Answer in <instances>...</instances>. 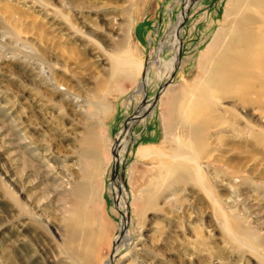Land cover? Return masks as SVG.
Listing matches in <instances>:
<instances>
[{"label": "rangeland", "instance_id": "374dc122", "mask_svg": "<svg viewBox=\"0 0 264 264\" xmlns=\"http://www.w3.org/2000/svg\"><path fill=\"white\" fill-rule=\"evenodd\" d=\"M227 1L187 0L176 33L182 0H0V264H77L66 227L77 202L102 233L91 264L113 254L112 264H264V103L219 94L211 126L191 138L198 121L171 110L166 96L195 100ZM122 50L143 72L117 85L109 57ZM93 124L104 164L84 177L81 141ZM144 145L160 156L139 158ZM195 146L208 156L200 160L208 189L263 258L222 230L199 186L165 175L164 163ZM88 188L92 201L79 195Z\"/></svg>", "mask_w": 264, "mask_h": 264}, {"label": "bare ground", "instance_id": "6f19581e", "mask_svg": "<svg viewBox=\"0 0 264 264\" xmlns=\"http://www.w3.org/2000/svg\"><path fill=\"white\" fill-rule=\"evenodd\" d=\"M182 1L187 2V0ZM188 5L187 2V7ZM179 24L175 29L176 33L181 30ZM168 38L169 42L173 41V36H168ZM73 55L78 58L81 54L73 53ZM175 58L174 67L179 62L178 55ZM109 59L111 62L110 80L117 85L121 81L134 82L141 78L143 66L135 61L127 50H122L121 54L110 56ZM200 66L203 77L200 86L196 87L194 101L186 97L182 101L176 102L170 91L166 93V96H169L167 99H170L171 110H178L188 122L198 121L196 127L190 132L191 138H196L199 132L211 126L210 101L217 98L219 94L232 92L242 101H248L254 105L264 103V0L227 1L223 20L210 45L202 54ZM49 82L52 83V80L46 77L44 83L48 84ZM138 92L143 93V88H140ZM96 108L103 115L109 112V107L104 102L96 104ZM95 124L91 125L81 141L80 162L87 166L82 171L84 177L89 174H97L104 164L100 150L102 147L100 136L95 131ZM127 130L128 126L120 138L126 134ZM120 141L119 139L118 143ZM201 150L199 146H195L190 152L180 150L173 156L174 160L171 157L174 163H164L161 168L165 175L174 176L180 183L193 181L199 186L212 203L222 230L240 247H250L253 254L257 258L260 256L259 259H261L262 256L258 249L260 247L256 248L252 244V240L246 241V237L244 238L236 232V227H233L231 219L221 208V201L208 189L207 176L203 172L205 167L200 162L202 159H208V156L202 157ZM136 154L139 158L160 156L153 146L146 145L140 146ZM162 181L165 180L162 179ZM86 190L79 193L80 198L92 201L94 197H97V193L92 188ZM152 201L150 198L136 211L142 216L147 209L154 206ZM88 216L86 207L77 202L73 204L67 219V242L70 245V256L77 264H91L96 258L97 246L102 241L101 230L97 231L89 227ZM122 231L123 228L120 229L117 238ZM127 239L126 237L123 239L124 243L128 241ZM116 250L117 248H114L113 252ZM114 258L113 254L112 259Z\"/></svg>", "mask_w": 264, "mask_h": 264}, {"label": "water", "instance_id": "95a60500", "mask_svg": "<svg viewBox=\"0 0 264 264\" xmlns=\"http://www.w3.org/2000/svg\"><path fill=\"white\" fill-rule=\"evenodd\" d=\"M192 5H193V3H190V4L188 5V7L185 9V11H184V8H183V10L181 11V13L183 14V19L181 20V23L179 24V28H180V29L182 28V25L184 24L185 19H186L187 15H188L189 9L192 7ZM179 54H180V47H179ZM178 58H179V56H178ZM174 70H175V68H174ZM161 91H162V90H161ZM157 100H158V97L156 96L155 99H154L153 102H152V105H153V106L156 104ZM139 117H145V113L141 114ZM137 119H138V118H137ZM123 230L125 231V225H124ZM112 260H113V259H111L110 264H112Z\"/></svg>", "mask_w": 264, "mask_h": 264}]
</instances>
